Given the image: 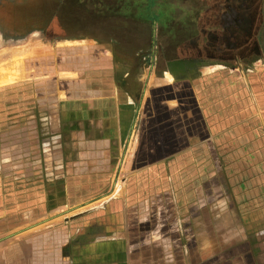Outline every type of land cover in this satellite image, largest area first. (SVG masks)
Here are the masks:
<instances>
[{
  "label": "crops",
  "instance_id": "crops-1",
  "mask_svg": "<svg viewBox=\"0 0 264 264\" xmlns=\"http://www.w3.org/2000/svg\"><path fill=\"white\" fill-rule=\"evenodd\" d=\"M64 41L0 101V264H264V64Z\"/></svg>",
  "mask_w": 264,
  "mask_h": 264
},
{
  "label": "rangeland",
  "instance_id": "rangeland-1",
  "mask_svg": "<svg viewBox=\"0 0 264 264\" xmlns=\"http://www.w3.org/2000/svg\"><path fill=\"white\" fill-rule=\"evenodd\" d=\"M142 2L0 0V78L15 76L1 83L0 101L13 95L11 85L41 76L42 51L64 39L97 42L150 68L185 58L239 69L264 64V0H157L155 19ZM159 5L170 14L164 21Z\"/></svg>",
  "mask_w": 264,
  "mask_h": 264
},
{
  "label": "trees",
  "instance_id": "trees-1",
  "mask_svg": "<svg viewBox=\"0 0 264 264\" xmlns=\"http://www.w3.org/2000/svg\"><path fill=\"white\" fill-rule=\"evenodd\" d=\"M142 3L144 4V14L146 15L147 18L149 19H155V15L153 13L152 8L156 5V1L157 0H142ZM115 8V7H112ZM159 11L156 13V16H158L160 18V21H164L165 18H168L170 16L169 11L167 9L163 10V8L161 7V5H159ZM162 8V9H161Z\"/></svg>",
  "mask_w": 264,
  "mask_h": 264
},
{
  "label": "bare ground",
  "instance_id": "bare-ground-1",
  "mask_svg": "<svg viewBox=\"0 0 264 264\" xmlns=\"http://www.w3.org/2000/svg\"><path fill=\"white\" fill-rule=\"evenodd\" d=\"M7 73V75L6 74H4V76L3 77H1L0 78V80H2V81H0V85H2L1 83H8V82H13V80H14V77L15 76H13V74H10V73H8V72H6ZM5 83V84H6Z\"/></svg>",
  "mask_w": 264,
  "mask_h": 264
}]
</instances>
